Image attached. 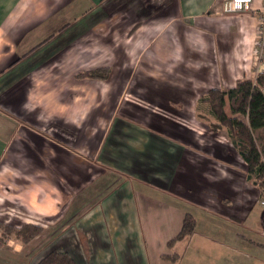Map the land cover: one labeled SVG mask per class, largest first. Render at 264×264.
I'll list each match as a JSON object with an SVG mask.
<instances>
[{
    "label": "rangeland",
    "instance_id": "rangeland-1",
    "mask_svg": "<svg viewBox=\"0 0 264 264\" xmlns=\"http://www.w3.org/2000/svg\"><path fill=\"white\" fill-rule=\"evenodd\" d=\"M161 2L162 0H150L153 3L150 7L158 9L156 4ZM81 4L82 8L90 12L88 1L81 0ZM123 5L126 6L125 10L110 20L108 12L94 14V11L98 12L99 6L91 10L93 12L89 18L94 22L100 15L98 24L92 27L86 26L87 21L74 27L73 15L77 12L70 10L63 12L65 20L57 25H47L46 21L42 25L35 23L28 27L26 16L17 21L18 26H26L12 28L16 33L23 31L24 35L16 43V53L10 56L7 67L14 66L23 58L21 53L31 49L28 51V58L14 66L19 68L18 75H10L16 76L15 79L7 76L8 71L5 76V70L1 74L6 83L11 82L5 87L0 86L2 263L21 264L19 259H25L28 264V260L41 261L51 253L47 250L53 247L47 246L56 245V239L61 235L60 228L70 224L67 222L68 218L74 213L72 195H88L87 184L105 178L100 175L97 156H88L85 145L80 148L75 145H80L79 138L84 141L83 136L86 140L89 137H99L110 126L112 119L119 120L122 117L128 118L131 123L125 124L131 128L130 131L143 128L137 129L147 139L141 143L143 154L152 153L154 148L159 151L163 144L164 147H169L185 143L186 147H191L190 162L182 166L184 169L181 176L186 177V180L177 178L175 183H178L180 189L187 188L191 183L192 187L216 184L213 189L216 190L218 199L225 201L220 209L230 210L226 207L232 205L236 210L250 209L248 218L241 225L240 222L235 224L239 229V237L264 244V201L259 197L257 188L249 183L251 181L245 179L242 161L235 153L229 152L231 142L225 127L212 132L210 126L217 121L199 103L200 98L211 89L225 90L233 87L239 80H255L264 71V11L253 14L255 21L250 20L251 12L234 14L240 15L237 19L246 26L239 35H231L226 42L219 38L214 22L211 26L201 23L198 27H189L181 22L169 24L162 18L151 20V25L147 23L136 29L135 35L130 36L131 41H128L129 37L125 35L133 33L134 30L131 29L135 22L140 20L146 23L143 13L148 11L141 6L139 0H130L128 5ZM198 23L200 22H196ZM65 25L69 26L59 36L51 35L41 40ZM77 34H80L81 41H85L80 43L81 48L76 41L68 42V39ZM64 46H72L66 58L51 55L60 52ZM74 51L81 55L80 59L71 55ZM240 51L242 57L238 59L235 54ZM25 64H28V73L25 74L24 71L19 75L20 71L27 69ZM234 66L241 69L246 66V69H250L232 74ZM102 69L108 70V81L79 78L81 74L100 72ZM129 73H132L130 77ZM80 79L100 83L93 87L82 86L80 91H73L76 88L75 82ZM29 82L30 88L26 91ZM63 98L69 101L65 102V106L59 102ZM117 98L121 99L115 110L112 105H115ZM75 99L77 101L72 102ZM10 100L15 104H11ZM100 102L109 105L97 106ZM131 102H138L141 107L133 105L134 103L124 106ZM100 109L102 112L98 113ZM111 110L112 119L106 121L100 117L109 115ZM225 112L228 116L241 118L231 115L227 106ZM159 113L177 122L167 120ZM204 115L209 118L206 117L205 120ZM152 126L158 130L154 132L160 135L152 133ZM129 142V152L132 151L129 148L138 151L139 139ZM117 148L122 153L128 151L125 146ZM80 156L88 160L83 162ZM214 164L219 165L217 170L211 167ZM150 165L155 166L156 170L147 175L145 168ZM144 167L138 171L133 170L134 178L160 182L163 180L160 170L167 171L158 163H147ZM222 182L226 183L223 185ZM141 186L138 185L139 188ZM218 189L221 190L220 193ZM193 191L195 195L192 194V201L202 202L196 188ZM210 193L215 194L213 190ZM145 194L162 202L161 195L157 192L147 190ZM222 197L225 199H221ZM175 204L182 207L183 216L190 214L194 220V228L186 235L187 238L195 237L194 241H198L195 245L202 253L207 254L208 260H212L216 255L215 250L209 245L207 252L205 244L200 243L202 237L216 236L218 230H228L230 225L218 214H200L191 203L176 201ZM67 208L69 210L63 219ZM128 215L129 224L121 228L127 229L130 223H136L139 227L140 219L132 218L131 209L128 210ZM118 218L121 222L122 217ZM254 258L257 262L264 261V255Z\"/></svg>",
    "mask_w": 264,
    "mask_h": 264
},
{
    "label": "crops",
    "instance_id": "crops-1",
    "mask_svg": "<svg viewBox=\"0 0 264 264\" xmlns=\"http://www.w3.org/2000/svg\"><path fill=\"white\" fill-rule=\"evenodd\" d=\"M86 1L89 3L88 10L90 12L82 8L81 0H0V86L5 87L11 83H6L3 76L8 72L7 76L9 77L14 74L18 75L17 70L19 68H14V66L24 61L22 59L19 63L17 61L14 66L7 67L10 64V62L7 63L9 58H11L10 56L16 53V43L24 35L22 34L23 31L16 33V30H12L14 27L26 26L25 24L18 26L17 21L19 19L28 16V27H32L35 23L42 25L46 21H48L47 25H57L59 22H64L65 20L63 12L71 10L73 13L77 12L76 15H73V23L71 22L74 24V27L84 21H87L86 26L92 27L98 24L97 21L100 15L96 19V22H94L93 19L89 18L92 14L91 12H93L91 10L99 6L97 8L98 12L94 11V14H100L102 11L108 12L107 17L110 20L122 13L126 8L123 3L128 5L130 0ZM139 1L141 6L145 7L148 11L147 13H143V17H145L143 19L146 23L140 20L139 22H135L131 29V31L134 30L133 33L125 35L129 37L127 38L128 41H131L132 37L130 36L135 33L136 29L143 27L147 23L151 25L150 21L157 20L156 18H162L169 24L181 22L184 26L187 25L189 27H198L201 23L211 26L214 22L217 34L219 38H222L223 42L230 40L231 35L233 37L239 35L242 28L245 29L246 26L240 19H237L240 15L224 14L223 4L226 0H162L161 3L156 4L159 7L158 9L150 7L153 4L150 3V0ZM82 9L85 11L81 14ZM262 11H264V0H252V9L250 11L252 17L250 20L255 21V15L261 14ZM78 19L80 22H78ZM196 22L200 23L196 24ZM68 26L65 25L60 27L59 30H53L50 35L41 40L51 35L55 37L59 36ZM253 33L254 31H252V35ZM8 36L9 38H7ZM80 38V34H77L68 39V42L73 43L76 41L77 44L79 43L77 46L81 48L80 43L85 41H81ZM65 47L67 46H64L57 54L51 53V55H56L63 59L66 58V55L72 50V46ZM29 50L26 49L21 55L24 56ZM71 55L73 57L78 56V59L81 58V55L77 51L72 52ZM235 56L241 59V51L235 54ZM5 64L7 65L4 66ZM25 65H27V69L25 68L23 71H20L19 75L24 71H26L25 74L28 73V64ZM249 69L250 67L246 69V66H243L242 69L234 66L232 74ZM3 70L5 72L2 76ZM131 75L132 73H129L128 77ZM10 78L15 79L16 76ZM105 80L108 81V77ZM97 83L100 82L80 79V81L75 82L76 85L74 84V86L76 88L73 91H80V87L82 86L93 87ZM29 85L30 82L26 87V91L30 88ZM137 94L139 95V92ZM134 96L138 99L137 95L134 94ZM120 99L117 98L115 105H112L115 106V110L119 106ZM10 102L11 104H15L13 100H10ZM59 102L60 105L65 106V102L68 103L69 101H65L63 98ZM132 103L134 102L125 103L124 106L127 104L132 105ZM108 105V103L100 102L97 106L106 107ZM133 105L141 107L138 102ZM101 112L102 110L100 109L98 113ZM112 113L113 111L111 110L109 115H101L100 117L107 121L108 119H112ZM160 115L167 120L177 122L176 120L167 118L163 114ZM127 119L124 117L119 120L112 119L110 126L105 131H102L99 137H89L88 141L85 136H83L84 141L79 138L81 143L75 146L80 148L85 145L84 148L87 149L88 156H97L100 163L98 166L101 169L100 175L105 178L99 179V182L97 180L89 182L87 184L89 187L88 195H85L86 193L72 195L74 213L68 218L67 222L70 224L67 227L63 225V228H60L59 234L61 235L56 239V245L49 244L47 247L53 248L48 249L47 252L66 253L75 264H264V261L257 262L254 258V256L264 255V244H256L253 239L240 238L239 229L235 226L239 222L241 225L248 218L250 209L248 211L236 210L233 205L232 207H226L230 210L220 209L223 207L222 204L225 201L218 199L219 196L216 190L213 189L214 186H217L216 184L208 183L205 187H192L191 183L189 186H186L187 188L180 189L178 183H175V181L177 178H184L181 176L184 169H182V166L184 167L188 161L190 162L191 147H186L187 144L185 143H178V146L172 144L169 147H164L165 145L163 144V147H160L159 151H157V148H154L152 153L143 154L141 143L147 140L145 134L137 130L140 127L130 131L131 128L125 125L130 123ZM114 121H119L120 123H114ZM31 123L34 125V122ZM29 131L33 132V130ZM151 131L152 133H157L154 131L158 130L152 126ZM157 134L160 135L159 133ZM148 137L153 138L152 136ZM133 139H139L140 146L137 148L138 151L129 148L132 150L129 152V140ZM118 146H125L128 151L122 153L117 148ZM228 150L235 153L238 157L231 144H229ZM80 158L83 162L88 160V158L81 156ZM206 159L211 161L208 157ZM151 162L154 164L158 163L160 167L167 169V171L160 170L162 174L160 177L163 180L155 182L145 180V178H142V180H139L137 177L134 178L135 174H133V170L138 171L143 169L145 168L144 166H147V163L151 164ZM211 167L217 170L219 165L214 164ZM145 170L146 174L150 175L156 168L150 165ZM225 183L222 182L223 185ZM249 183L254 185L252 182ZM138 185L142 186L139 188ZM194 188H196L202 202L192 201V194L195 195L194 191L192 192ZM228 189L230 190V186ZM147 190L159 193L162 202L151 198V195L147 196L145 194ZM212 190L215 194L210 193ZM220 192L221 190L218 189V193ZM221 199H225V197ZM176 201L193 204L202 215L218 214L219 217L230 225L227 227L228 230H218L216 236L205 235V238L202 237L200 243L205 244V250L208 252L209 245L215 250L216 255L212 260H208L207 254L202 253L198 249V246L195 245L198 242L194 241L195 237L187 238L188 236H184L177 238L185 215L183 216L182 207L175 204ZM68 208L64 216H62L63 219L67 215ZM129 209H131L132 218L140 219V225L137 227L136 223H130L127 229L121 228L129 224ZM118 217H122L121 222H119ZM94 220L96 221L94 222ZM252 234L253 230H251ZM2 248L0 246L1 252L3 251ZM19 262L26 264L27 260L19 259ZM38 262L39 260H28V264H37ZM1 264L5 263L1 262Z\"/></svg>",
    "mask_w": 264,
    "mask_h": 264
},
{
    "label": "trees",
    "instance_id": "trees-1",
    "mask_svg": "<svg viewBox=\"0 0 264 264\" xmlns=\"http://www.w3.org/2000/svg\"><path fill=\"white\" fill-rule=\"evenodd\" d=\"M28 52L17 63L26 59ZM16 64V63H15ZM108 70L91 71L81 74L79 78L106 79ZM206 95V96H205ZM199 100L206 113L217 122L212 123V132L226 129L233 150L243 162L246 180L254 183L259 197L264 201V71L259 73L255 80L243 79L225 90L211 89ZM228 107L231 115L225 112ZM208 116L204 115L206 120ZM194 220L190 214L183 219L182 228L177 238L184 237L192 232ZM38 264H75L66 253L52 251Z\"/></svg>",
    "mask_w": 264,
    "mask_h": 264
},
{
    "label": "built area",
    "instance_id": "built-area-1",
    "mask_svg": "<svg viewBox=\"0 0 264 264\" xmlns=\"http://www.w3.org/2000/svg\"><path fill=\"white\" fill-rule=\"evenodd\" d=\"M251 9L252 0H227L223 4V11L225 13L238 14L242 12H250ZM262 24V28L264 29V19Z\"/></svg>",
    "mask_w": 264,
    "mask_h": 264
},
{
    "label": "flooded vegetation",
    "instance_id": "flooded-vegetation-1",
    "mask_svg": "<svg viewBox=\"0 0 264 264\" xmlns=\"http://www.w3.org/2000/svg\"><path fill=\"white\" fill-rule=\"evenodd\" d=\"M184 178H186V177H184Z\"/></svg>",
    "mask_w": 264,
    "mask_h": 264
}]
</instances>
